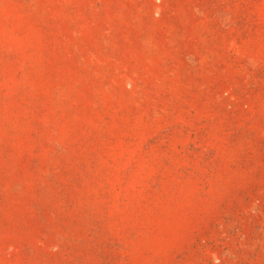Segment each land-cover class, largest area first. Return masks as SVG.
Returning <instances> with one entry per match:
<instances>
[{
    "label": "rangeland",
    "instance_id": "1",
    "mask_svg": "<svg viewBox=\"0 0 264 264\" xmlns=\"http://www.w3.org/2000/svg\"><path fill=\"white\" fill-rule=\"evenodd\" d=\"M0 264H264V0H0Z\"/></svg>",
    "mask_w": 264,
    "mask_h": 264
}]
</instances>
